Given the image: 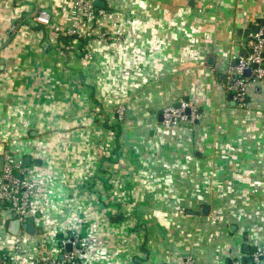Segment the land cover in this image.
Segmentation results:
<instances>
[{
    "label": "crops",
    "instance_id": "0c3cea01",
    "mask_svg": "<svg viewBox=\"0 0 264 264\" xmlns=\"http://www.w3.org/2000/svg\"><path fill=\"white\" fill-rule=\"evenodd\" d=\"M103 1L0 0V157L28 165L36 229L2 219V248L32 264L76 233L83 264L245 263L264 248V79L245 105L225 83L264 0ZM181 99L198 118L167 126Z\"/></svg>",
    "mask_w": 264,
    "mask_h": 264
},
{
    "label": "built area",
    "instance_id": "2783aa9c",
    "mask_svg": "<svg viewBox=\"0 0 264 264\" xmlns=\"http://www.w3.org/2000/svg\"><path fill=\"white\" fill-rule=\"evenodd\" d=\"M75 8L80 16L94 11V3L90 0H74ZM100 10L99 14H103ZM43 24L49 23V14L42 12L36 18ZM259 29L256 33H250L244 44V51L235 57L227 77L225 88L232 95V100L240 105H245L248 99V81L264 79V23L257 22ZM77 31L73 26L68 32ZM105 40L109 38L106 32L101 34ZM250 70L251 74L246 75ZM119 117H123L124 108L118 110ZM164 123L167 126L184 125L193 123L199 116L198 109L188 100L181 99L177 104L169 105L162 111ZM28 165L23 157H18L9 148L3 151V165L0 170V225L1 221L17 218L23 222L31 208L32 196L35 184L28 175ZM21 237L15 236L14 251H21ZM67 245H71L68 249ZM61 257L54 256L50 252H41L32 260V264H83L81 258L84 247L78 234L73 233L61 241ZM248 263L243 260L233 261L231 264H264V248L256 249L249 254ZM192 264V259L187 260ZM0 264H20L12 257V253L6 249H0Z\"/></svg>",
    "mask_w": 264,
    "mask_h": 264
},
{
    "label": "water",
    "instance_id": "95a60500",
    "mask_svg": "<svg viewBox=\"0 0 264 264\" xmlns=\"http://www.w3.org/2000/svg\"><path fill=\"white\" fill-rule=\"evenodd\" d=\"M94 5L104 6V1L103 0H95ZM258 29H259V26L257 25L255 27H253L251 31H252V33H256V32H258ZM250 74H251L250 70L246 71V75H250ZM230 97H232V95H230ZM247 101H248V99H247ZM2 165H3V157H0V170H2ZM21 228L27 229L30 232H36L35 225H34V219H31V218L25 219L23 221V224L19 219H14L10 222L9 230L11 233L18 234V232L20 231ZM67 248L70 249L71 245H67ZM246 250H248V247H246ZM245 263H248V259L245 260Z\"/></svg>",
    "mask_w": 264,
    "mask_h": 264
},
{
    "label": "trees",
    "instance_id": "16d2710c",
    "mask_svg": "<svg viewBox=\"0 0 264 264\" xmlns=\"http://www.w3.org/2000/svg\"><path fill=\"white\" fill-rule=\"evenodd\" d=\"M61 38L63 39V41H65V43H67L66 45H67V47L70 45L68 42L71 40H75V39H79L80 41H81V44H82V42L83 41H85L84 40V38H83V36L80 34V33H78V32H74V33H69L67 30L66 31H64V32H62V34H61ZM84 44V43H83ZM82 44V45H83ZM252 251H255V250H251L250 252H249V254L251 255V252ZM250 258V256L248 257V259Z\"/></svg>",
    "mask_w": 264,
    "mask_h": 264
},
{
    "label": "rangeland",
    "instance_id": "374dc122",
    "mask_svg": "<svg viewBox=\"0 0 264 264\" xmlns=\"http://www.w3.org/2000/svg\"><path fill=\"white\" fill-rule=\"evenodd\" d=\"M77 32V31H76ZM70 33V32H69ZM74 33V32H73ZM121 108H123V107H118V108H116V110H115V113L116 114H118L119 113V109H121ZM0 249H4V248H2V246H1V242H0ZM244 254H246V258H247V255H248V253L247 252H244L243 254H241L240 256L242 257V256H244ZM143 258V257H142ZM144 259V258H143ZM243 259H245L244 257H243Z\"/></svg>",
    "mask_w": 264,
    "mask_h": 264
}]
</instances>
